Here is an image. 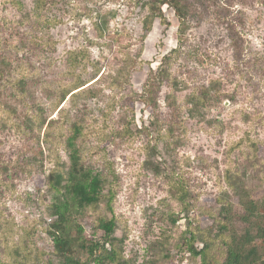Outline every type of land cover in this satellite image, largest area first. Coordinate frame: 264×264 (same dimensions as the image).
I'll use <instances>...</instances> for the list:
<instances>
[{"label": "rangeland", "instance_id": "rangeland-1", "mask_svg": "<svg viewBox=\"0 0 264 264\" xmlns=\"http://www.w3.org/2000/svg\"><path fill=\"white\" fill-rule=\"evenodd\" d=\"M5 1L0 18L13 20ZM18 1L32 11L33 0ZM54 2L47 16L61 23L43 35L57 43L41 60L62 86L75 79L65 67L69 53L86 49L83 77L91 83L55 107L40 96L41 111L14 103L2 87L0 264H201L204 244L223 264L225 248L215 241L226 209L249 222L263 212L264 0H188L190 53L170 68L153 114L138 95L177 46L173 11L164 7L168 25L156 19L147 33L148 9L134 0ZM227 22L247 42L239 65ZM136 56L140 66L121 85L116 70ZM248 138L259 140L257 150ZM180 185L188 190L182 197ZM92 190L96 201L86 197ZM235 230L245 264H264V237Z\"/></svg>", "mask_w": 264, "mask_h": 264}, {"label": "trees", "instance_id": "trees-1", "mask_svg": "<svg viewBox=\"0 0 264 264\" xmlns=\"http://www.w3.org/2000/svg\"><path fill=\"white\" fill-rule=\"evenodd\" d=\"M134 1L137 5L144 4L148 9L149 16L145 19V30L147 33L151 31L153 22L156 19H159L161 24L168 25L163 12L164 7L173 11L174 17L178 22L176 48L172 49L162 58L160 65L155 70H150L142 87V92L138 95V101L153 114L157 108L159 89L167 78L170 68L183 58H186L190 53L186 48L189 43L190 19L194 10L190 9L188 0ZM5 3H9L14 7L17 14L13 20L9 21L5 17L0 18V92L2 87H6L7 84V86H10V98L14 103L31 105L32 108L38 109L41 106L40 96L46 99L50 107H55L64 101L65 97L69 94L68 92L74 91L75 93H80L86 85L90 86L91 82L83 77V72L86 70V49L85 51L78 50V52L69 53L67 58L68 64L65 67L70 70L68 75L74 76L75 79L62 86H56L55 77L49 72L50 64L46 66V60H41V57L47 51L53 50L57 43L51 37L43 35L47 27H54L61 23L59 20L50 19L47 16L51 6L55 5L54 0H33V9L28 13L24 11V6L18 0H6ZM227 23L226 30L229 33L234 62L239 65L246 56L247 48L245 44L247 42H245L244 34L237 24L233 22ZM2 30L8 31L7 37L2 36ZM82 55L84 57H81ZM36 59H40L42 63L37 64L35 62ZM2 63L5 64L7 76L2 73ZM140 64L138 56L123 60L116 70V77L119 79V83L121 82V85H129L128 82L131 74L137 70ZM259 70L261 71L260 82L264 84V67H259ZM30 87H33V90ZM38 110L41 111V109ZM12 114L17 117L15 112H12ZM0 120L3 121L1 117ZM11 121H13L12 126L18 131L22 129L18 118H12ZM79 126L75 130L81 132ZM248 140L252 142L251 147L257 150L260 144L259 140H251L250 138ZM179 193L180 197H182V195L188 193V190L180 185ZM92 194L95 195L92 197V201H96L99 198V192L92 190L86 194V197L89 198ZM262 208L263 212L259 213V216H256L252 222H249V217H236V215L232 214L230 207L226 209V215L221 226L222 232L218 241H215L216 245L225 248L226 258L223 264H245L246 261L247 251L244 244L239 240L235 225L246 226L247 229L254 230L258 239L264 237V202ZM243 223H247V225ZM53 229V232L50 234L53 243L60 247L61 240L58 232L55 230L56 226H53ZM112 229L113 223L107 224L104 227V236L108 237ZM207 248L209 246L204 244L200 252L201 264H216L214 257Z\"/></svg>", "mask_w": 264, "mask_h": 264}]
</instances>
